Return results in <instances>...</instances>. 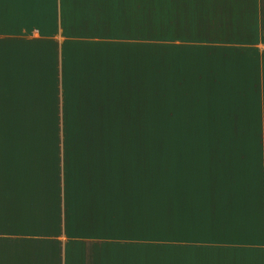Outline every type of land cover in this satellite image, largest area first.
<instances>
[{
  "label": "crops",
  "instance_id": "1",
  "mask_svg": "<svg viewBox=\"0 0 264 264\" xmlns=\"http://www.w3.org/2000/svg\"><path fill=\"white\" fill-rule=\"evenodd\" d=\"M123 1L0 0V264H264V0Z\"/></svg>",
  "mask_w": 264,
  "mask_h": 264
},
{
  "label": "rangeland",
  "instance_id": "2",
  "mask_svg": "<svg viewBox=\"0 0 264 264\" xmlns=\"http://www.w3.org/2000/svg\"><path fill=\"white\" fill-rule=\"evenodd\" d=\"M168 1L169 0H165ZM127 0H124L123 2H119V5L117 6V11L118 13L123 12L125 13L127 10L130 9V5L127 4ZM162 3V4H161ZM161 4V5H160ZM163 1H159V0H148V4H147V8H148V12H149V37H150V41H151V48H156V40L159 37V22L156 19L158 16V12L161 9L162 11H166L167 10V4H164ZM179 4V2H178ZM161 32H163V29L161 30ZM156 108V101L155 100H151V109H155ZM156 112L151 110V124H150V132L151 133H156L157 132V124H156ZM117 132H128L129 129L132 128V126H127V125H117ZM151 148H156V141H151ZM244 144V143H243Z\"/></svg>",
  "mask_w": 264,
  "mask_h": 264
},
{
  "label": "clouds",
  "instance_id": "3",
  "mask_svg": "<svg viewBox=\"0 0 264 264\" xmlns=\"http://www.w3.org/2000/svg\"><path fill=\"white\" fill-rule=\"evenodd\" d=\"M101 7L109 8V7H116V5H101ZM249 254L252 256H258L262 261H264V247H261L258 251L253 250Z\"/></svg>",
  "mask_w": 264,
  "mask_h": 264
}]
</instances>
